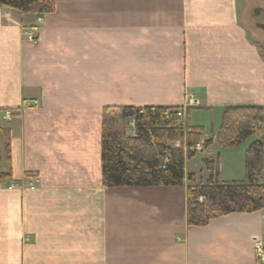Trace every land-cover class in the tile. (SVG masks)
Returning a JSON list of instances; mask_svg holds the SVG:
<instances>
[{
    "label": "crops",
    "instance_id": "1",
    "mask_svg": "<svg viewBox=\"0 0 264 264\" xmlns=\"http://www.w3.org/2000/svg\"><path fill=\"white\" fill-rule=\"evenodd\" d=\"M51 1L42 16L0 8V264H264L254 256L264 210L187 225V176L205 184L204 166L186 161L181 187L106 189L100 163L104 108H179L202 142L223 110L264 108V30L248 28L264 2ZM33 29L35 45L24 35ZM258 140L214 142L202 163L241 182Z\"/></svg>",
    "mask_w": 264,
    "mask_h": 264
},
{
    "label": "trees",
    "instance_id": "2",
    "mask_svg": "<svg viewBox=\"0 0 264 264\" xmlns=\"http://www.w3.org/2000/svg\"><path fill=\"white\" fill-rule=\"evenodd\" d=\"M0 8L35 16L52 14L55 9L51 0H0ZM255 48L264 62V47L256 44ZM179 110L158 107H107L102 110L100 163L103 188L182 186L184 163L194 157L192 149L201 141V132L185 126L177 117ZM129 122L133 123L134 136L127 134ZM258 133L264 134V108H228L222 112L214 141L206 140L202 145L205 150L214 142L219 149H234ZM171 143H177L179 147L173 148ZM263 152V140L247 147L241 182L221 183L217 162L204 161L208 172L205 184L197 183L194 175H188L187 225L205 227L211 220L233 213L264 210ZM7 178L8 173L0 174V180Z\"/></svg>",
    "mask_w": 264,
    "mask_h": 264
},
{
    "label": "built area",
    "instance_id": "3",
    "mask_svg": "<svg viewBox=\"0 0 264 264\" xmlns=\"http://www.w3.org/2000/svg\"><path fill=\"white\" fill-rule=\"evenodd\" d=\"M35 29L26 31L24 33L26 41L33 44V45H35L37 43V39H36L35 34H34ZM188 103H189V106H196L197 105V102L192 98L189 99ZM182 116H183V110H179L177 112V117L182 118ZM1 119L4 122H11L13 119V114L11 112L5 111V112H3ZM192 150L194 152H199V151L203 150L202 141L195 144V146L193 147ZM8 189H11V187H9ZM29 189L33 190L34 186H32V184H30ZM254 256H255V259L257 261H263L264 260V246L262 244L256 243L254 245Z\"/></svg>",
    "mask_w": 264,
    "mask_h": 264
},
{
    "label": "rangeland",
    "instance_id": "4",
    "mask_svg": "<svg viewBox=\"0 0 264 264\" xmlns=\"http://www.w3.org/2000/svg\"><path fill=\"white\" fill-rule=\"evenodd\" d=\"M253 1V3H255L254 2V0H252ZM256 10V9H255ZM252 15V14H251ZM253 19H252V16L248 19V28L250 27V29L251 30H254V29H252V27H251V24L253 23ZM261 35H263L264 36V33H262V34H260V35H258V37H256V39L258 40L260 37H261ZM182 119V118H181ZM206 150L203 148V150H201V151H199V152H194V154L196 155H194L195 157L193 158V159H191L190 161H189V168H190V170H192V171H194V172H196V171H198L200 168H203V166H204V162L202 163V160L204 159V158H207V155H208V153L207 152H205ZM205 152V153H204ZM201 166V167H200ZM197 167H198V169H197ZM197 169V170H196ZM187 189V188H186Z\"/></svg>",
    "mask_w": 264,
    "mask_h": 264
},
{
    "label": "flooded vegetation",
    "instance_id": "5",
    "mask_svg": "<svg viewBox=\"0 0 264 264\" xmlns=\"http://www.w3.org/2000/svg\"><path fill=\"white\" fill-rule=\"evenodd\" d=\"M262 1L264 2V0H262ZM255 11L253 12L254 22L257 25V27L264 30V23L259 24L260 22H264V11H262V10H255Z\"/></svg>",
    "mask_w": 264,
    "mask_h": 264
},
{
    "label": "water",
    "instance_id": "6",
    "mask_svg": "<svg viewBox=\"0 0 264 264\" xmlns=\"http://www.w3.org/2000/svg\"><path fill=\"white\" fill-rule=\"evenodd\" d=\"M256 12V11H255Z\"/></svg>",
    "mask_w": 264,
    "mask_h": 264
}]
</instances>
